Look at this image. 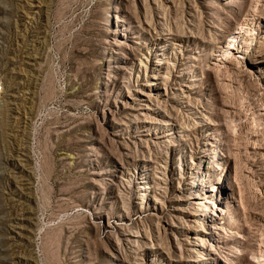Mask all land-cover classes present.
Masks as SVG:
<instances>
[{
  "label": "rangeland",
  "instance_id": "obj_1",
  "mask_svg": "<svg viewBox=\"0 0 264 264\" xmlns=\"http://www.w3.org/2000/svg\"><path fill=\"white\" fill-rule=\"evenodd\" d=\"M0 264H264V0H0Z\"/></svg>",
  "mask_w": 264,
  "mask_h": 264
},
{
  "label": "bare ground",
  "instance_id": "obj_2",
  "mask_svg": "<svg viewBox=\"0 0 264 264\" xmlns=\"http://www.w3.org/2000/svg\"><path fill=\"white\" fill-rule=\"evenodd\" d=\"M20 216H21V215H20ZM17 217H18V216H17ZM21 219H22V218H21ZM23 219H24V218H23ZM11 220H12V219H11ZM15 220H17V219H15ZM15 220H13V223H14ZM19 221H20V220H19ZM15 222H16V221H15ZM13 223H12V224H13ZM10 224H11V223H10ZM14 224H15V226H11V227H13V229H16V228H20V227H21V226H19L18 223H14ZM9 226H10V225H9ZM11 227H10V228H11ZM13 229H12V230H13ZM6 252H7V251H6ZM7 253H8V252H7ZM7 253H6V254H7ZM3 254H4V253H3ZM10 254H11V253H10ZM7 255H8V254H7ZM11 255H12V254H11ZM8 257H9V256H8ZM9 258H10V257H9ZM9 258H8V261H10ZM11 259H12V257H11ZM10 262H11V261H10ZM12 263H13V262H12Z\"/></svg>",
  "mask_w": 264,
  "mask_h": 264
}]
</instances>
